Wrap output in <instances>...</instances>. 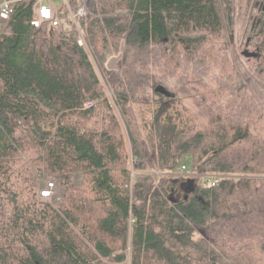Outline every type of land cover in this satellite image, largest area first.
Here are the masks:
<instances>
[{
	"label": "trees",
	"instance_id": "obj_1",
	"mask_svg": "<svg viewBox=\"0 0 264 264\" xmlns=\"http://www.w3.org/2000/svg\"><path fill=\"white\" fill-rule=\"evenodd\" d=\"M34 2L0 28V264H264V0H92L86 45Z\"/></svg>",
	"mask_w": 264,
	"mask_h": 264
},
{
	"label": "built area",
	"instance_id": "obj_2",
	"mask_svg": "<svg viewBox=\"0 0 264 264\" xmlns=\"http://www.w3.org/2000/svg\"><path fill=\"white\" fill-rule=\"evenodd\" d=\"M15 0H0V28L5 21L10 17L13 12V4ZM90 0H83L76 8H73L69 0H62L61 3H57L56 0H35L34 2V15L32 23L36 26L41 25L45 21H50L54 27H61L64 29V23L61 17V5L65 4V11L70 13L71 20H69L72 29L79 33L78 42L80 44H87L85 33L80 25L79 16L86 15ZM96 103V99L87 100L84 103V108L92 107ZM181 169H185V165L181 166ZM207 180L216 184L219 181L220 174L210 173L207 174ZM57 186L53 179H48L45 186L41 189L40 195L44 200H52L56 196Z\"/></svg>",
	"mask_w": 264,
	"mask_h": 264
},
{
	"label": "rangeland",
	"instance_id": "obj_3",
	"mask_svg": "<svg viewBox=\"0 0 264 264\" xmlns=\"http://www.w3.org/2000/svg\"><path fill=\"white\" fill-rule=\"evenodd\" d=\"M57 1V3H61V1L62 0H56ZM61 17L63 18L62 20H65V21H63V23H64V29H69L70 27H71V24H70V22L69 21H67V19H68V17H67V15L65 16V13H66V11H65V8H64V6H62L61 5ZM53 37H54V39L56 40L57 39V37H58V32H57V30L56 31H54L53 32ZM121 55L122 54H120L119 56H115V57H113L110 61H109V65L111 66V67H118L119 66V64H120V57H121ZM185 162L187 163L189 160H188V158L186 157L185 159ZM181 169V168H180ZM186 169V168H185ZM185 169H181V170H185ZM157 172H155V171H152V170H147V171H141V172H139L138 174L139 175H143V176H145V177H150V176H154L155 174H156ZM48 179H52L51 177H48L47 178V180ZM46 180V181H47ZM59 197V193H58V190H56V196H54V198L52 199V200H50L51 202H53L55 199H57Z\"/></svg>",
	"mask_w": 264,
	"mask_h": 264
},
{
	"label": "water",
	"instance_id": "obj_4",
	"mask_svg": "<svg viewBox=\"0 0 264 264\" xmlns=\"http://www.w3.org/2000/svg\"><path fill=\"white\" fill-rule=\"evenodd\" d=\"M91 1L92 0L89 1V4L91 3ZM242 52L245 56H256V55H258V51H251L248 48H245ZM157 90L162 92V93H165L166 95H172V92L169 89H167L164 85H158Z\"/></svg>",
	"mask_w": 264,
	"mask_h": 264
}]
</instances>
